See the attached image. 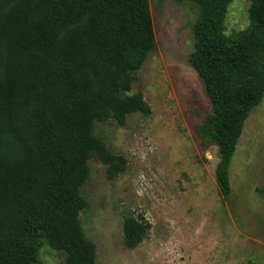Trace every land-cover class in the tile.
Returning <instances> with one entry per match:
<instances>
[{
  "label": "trees",
  "instance_id": "obj_1",
  "mask_svg": "<svg viewBox=\"0 0 264 264\" xmlns=\"http://www.w3.org/2000/svg\"><path fill=\"white\" fill-rule=\"evenodd\" d=\"M172 1L195 9L188 62L211 104L195 128L217 146L215 181L226 199L245 121L264 97V0H250L247 26L231 33L232 0ZM154 47L149 0H0V264H41L44 245L65 264H96L80 219L88 160L103 163L109 179L127 160L94 124L150 113L130 90ZM256 191L264 197V186ZM149 229L141 214H125L124 245L135 248Z\"/></svg>",
  "mask_w": 264,
  "mask_h": 264
},
{
  "label": "rangeland",
  "instance_id": "obj_2",
  "mask_svg": "<svg viewBox=\"0 0 264 264\" xmlns=\"http://www.w3.org/2000/svg\"><path fill=\"white\" fill-rule=\"evenodd\" d=\"M250 0H232L226 33L245 28ZM155 47L135 72L149 114L129 115L124 125L95 122V134L125 156L126 170L109 179L105 165L89 158L82 187L88 206L83 230L96 245V264H264V97L250 112L230 163L231 194L215 181L214 142L196 131L211 110L188 62L195 9L189 3L149 0ZM141 214L150 229L135 247L123 243L125 214ZM41 264H65L49 246Z\"/></svg>",
  "mask_w": 264,
  "mask_h": 264
}]
</instances>
